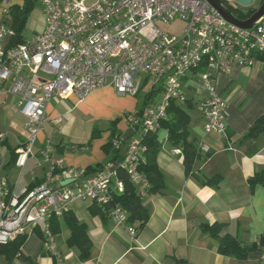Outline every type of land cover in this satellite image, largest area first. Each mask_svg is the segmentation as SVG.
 Listing matches in <instances>:
<instances>
[{"label":"built area","instance_id":"built-area-1","mask_svg":"<svg viewBox=\"0 0 264 264\" xmlns=\"http://www.w3.org/2000/svg\"><path fill=\"white\" fill-rule=\"evenodd\" d=\"M34 2L42 8L43 30L10 45L11 0H0V90L15 98L27 133L26 141L15 150L17 167H23L33 154V146L49 123L46 106L52 99L75 95L81 102L106 84L119 97H134L141 88H146L145 95L154 91L150 104L125 115V124L133 131L135 125L160 129L170 102L187 100L184 82L196 83L202 95L193 101L204 132L225 134L226 102L217 92V78L235 66L251 67L257 58L264 60V19L244 30L228 23L206 0ZM179 23L178 33L165 29L172 30ZM52 122L58 125L62 118L55 117ZM53 150L48 139L37 150L46 165L40 185L15 193L0 177V244L38 229L43 252L61 264L48 225L52 216H60L73 202L109 203L113 193L124 189L118 169L141 195L148 183L137 169L143 148L136 137L128 142L118 164L104 163L91 175L84 169L66 167ZM174 152L181 153L179 148ZM65 180L72 181L61 185ZM110 217L116 227L135 237L136 230L126 222L121 207L114 206ZM260 261L264 262V251Z\"/></svg>","mask_w":264,"mask_h":264},{"label":"crops","instance_id":"crops-1","mask_svg":"<svg viewBox=\"0 0 264 264\" xmlns=\"http://www.w3.org/2000/svg\"><path fill=\"white\" fill-rule=\"evenodd\" d=\"M22 4H14L11 0L10 5ZM185 87L188 88V97L197 99L202 95V89L196 83H188ZM216 89L226 102V131L222 135L205 133L201 116L200 121L190 124L189 140L197 145L199 157L193 162L189 174L183 167L182 152H174L179 147L168 140L166 131L158 130L160 152L157 163L165 178V187L160 193L144 199L149 219L135 237L116 227L110 217L92 215L88 202H73L60 216L48 220L50 229L55 232L61 264H261L262 251L252 252L242 260L219 254L216 241L201 225L219 224L222 235L236 238L241 245H250L260 237L264 240V186L249 183L251 177L264 170V131L254 139L244 138L254 122L264 116V60L257 58L251 67H233L229 74L217 78ZM71 97L77 99L75 95L67 99ZM12 98L0 90V100L7 102ZM48 106L46 113L50 123L55 117H51ZM48 124L39 135L36 150L23 167H6L9 160L1 158L0 177L15 193L30 188V183L45 177L46 165H41L38 171L35 161L40 159L38 148L47 140ZM117 131L124 141L120 145V154L123 155L127 147L121 151L125 137L122 131ZM131 133L129 129L127 134ZM161 133H164L162 137L159 136ZM88 141L73 145L87 144L83 151H73V146L67 147L63 143L55 144L53 155L61 158L66 167L89 169L87 175H91L107 156L102 150L105 143L100 146L101 151L94 154L93 143L91 141L88 145ZM24 142L18 141V147ZM10 169L17 170L12 179L8 178ZM216 176L220 177L218 184L206 182ZM69 215L87 228L91 246L87 259L83 261L79 258L78 247L67 243L70 230L66 216ZM20 251L29 263L17 257L8 259L0 255V264H53L52 256L43 253L42 238L33 231L22 237Z\"/></svg>","mask_w":264,"mask_h":264},{"label":"trees","instance_id":"trees-1","mask_svg":"<svg viewBox=\"0 0 264 264\" xmlns=\"http://www.w3.org/2000/svg\"><path fill=\"white\" fill-rule=\"evenodd\" d=\"M221 1L224 4L226 2V0ZM34 4V0H23V4L21 6L10 5L9 15L11 18V29L13 31V36L11 37L9 43L10 45L19 44L24 41L21 36V30L24 26L29 11L34 6ZM229 9L235 16L242 19L249 17V15L253 13L252 10L246 13H237L236 10L230 7ZM144 96L146 98L144 97L142 104L140 106H137V110H139L144 105L150 104L151 98L152 96H154V91L151 90ZM184 104H187L188 107L194 106L193 98L188 97L184 103L175 101L170 102L166 110L167 118L160 121V128H165L168 131V140L175 146H178L179 149H181L183 155V167L186 174H189L191 172L193 162L199 157V150L195 142L189 140L188 128L190 124V116L189 113L183 108ZM129 113L130 112L126 113L125 115H128ZM158 130L159 129H144L140 125H135L133 126L131 135H129L139 139L140 145L143 148V151L139 158L137 169L145 176L148 183V186L145 189V195H141L138 191V188L129 181L125 172L121 169H118L117 173L124 185L123 192L113 193L109 203L105 205H97L94 203L90 204L89 210L92 215L101 216L102 218L110 217L111 209L114 206L118 205L123 209L127 216L126 222L136 230V235L144 228L149 219L148 210L144 205V199L148 196H153L160 193L165 187V178L160 171L157 163V155L160 152V144L157 139ZM262 131H264V116L260 117L254 122L244 138L254 139ZM100 134L101 131L97 129L93 130L88 141V145L93 139L100 137ZM123 142L124 141L120 139V133L117 131L115 125L113 124L110 128L108 141L102 146V150L106 154L107 158L103 162L99 163L96 166L95 170L93 168L94 172H96V170H98V168H100L104 163L111 162L114 164H118L122 160L124 154H120V145ZM4 143H6V140L0 141V146H2ZM86 146L87 144L73 146L71 150L83 151L85 150ZM15 150L12 151L11 157L6 164V167L15 165V161L17 158ZM90 169L92 170V168ZM56 172L57 171H55V173ZM88 172L89 169H86L85 173L88 174ZM43 181L44 178L42 180H37L36 182L34 181L30 183L29 187L33 188L35 186H38ZM206 182L213 185L218 184L220 182V177H213ZM249 183L251 185L259 184L264 186V170L257 172L253 177H251L249 179ZM66 217V223L70 230V235L67 243L70 246L78 247V249L80 250L79 258L83 261L87 259L89 248L91 246L87 234L86 225L79 222L72 215ZM201 228L204 231L209 232L214 238L217 244V252L221 255L242 260L246 259L252 252L264 251L263 237L258 238L254 243L250 245H241L236 238L227 234L222 235V226L219 224H203L201 225ZM33 232L37 233L42 238V233H40V231L34 229ZM52 234L55 236V232L52 231ZM21 245L22 237L17 238L15 241L7 244H0V255H4L8 259L17 257L22 262L29 263V259L25 257L20 251ZM52 258L53 264H56L53 256ZM260 262L261 264H264L263 261Z\"/></svg>","mask_w":264,"mask_h":264},{"label":"rangeland","instance_id":"rangeland-1","mask_svg":"<svg viewBox=\"0 0 264 264\" xmlns=\"http://www.w3.org/2000/svg\"><path fill=\"white\" fill-rule=\"evenodd\" d=\"M22 2L23 0H17L15 3L13 0L14 4H21ZM2 18L3 10L0 4V22ZM43 24L42 8L38 3H35L22 27V38L30 39L35 34L40 33ZM181 26L182 24L179 23L172 30L165 29L170 33H178ZM188 83L192 82H184V85H188ZM145 91L146 88H141L135 97H117L113 92L112 86L106 84L102 88L96 89L87 99L81 102H78L75 97L52 99L48 106L51 117H61L62 122L59 125H54L50 122L46 128L45 137L50 140L52 145L63 143L67 147H71L82 142L86 143L90 139L93 130L97 129L101 131V136L92 140V151L95 154L101 151L100 146L108 140L110 128L114 124L116 129L124 133L125 143L121 146V151H123L130 139L135 138L127 134L129 128H126L125 114L132 112L136 104L137 106L142 104V97L145 95ZM184 91L187 93L188 88L185 87ZM155 100H158V96L155 97ZM183 108L189 113L190 124L200 121V113L195 105L188 107L187 104H184ZM23 122L24 118L19 112L15 98L7 102L0 100V135L4 137V140H7L0 151L1 158L3 157L4 161L10 159L12 151L18 147V141H26L27 133L23 128ZM162 130L168 132L165 128H162ZM163 134L161 133L159 136L162 137ZM35 150L36 146H33L32 151ZM85 153H89V151ZM35 164L39 166L36 169L38 171H40L41 165L45 166L41 159H37ZM8 171L9 179H12L13 174L17 173L16 169ZM3 174L6 175L7 172Z\"/></svg>","mask_w":264,"mask_h":264},{"label":"water","instance_id":"water-1","mask_svg":"<svg viewBox=\"0 0 264 264\" xmlns=\"http://www.w3.org/2000/svg\"><path fill=\"white\" fill-rule=\"evenodd\" d=\"M210 6L218 11L221 16L230 24L235 25L244 30H250L254 28L260 21L264 19V0L262 4L252 13L249 17L242 19L235 16L229 9L227 4H224L221 0H206ZM239 8H250L255 0H231ZM72 180H65L61 182V185L70 183ZM71 187V186H70Z\"/></svg>","mask_w":264,"mask_h":264},{"label":"flooded vegetation","instance_id":"flooded-vegetation-1","mask_svg":"<svg viewBox=\"0 0 264 264\" xmlns=\"http://www.w3.org/2000/svg\"><path fill=\"white\" fill-rule=\"evenodd\" d=\"M262 2H263V0H255L253 5L250 8H246V9L239 8L231 0H226L225 4H227L230 8L236 10L237 13H240V12L246 13V12H249L251 10L254 12L262 4Z\"/></svg>","mask_w":264,"mask_h":264}]
</instances>
